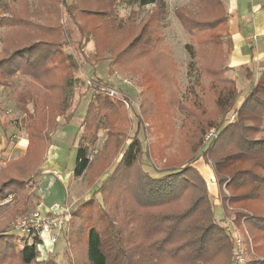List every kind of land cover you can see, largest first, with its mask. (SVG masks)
Here are the masks:
<instances>
[{
    "label": "trees",
    "instance_id": "16d2710c",
    "mask_svg": "<svg viewBox=\"0 0 264 264\" xmlns=\"http://www.w3.org/2000/svg\"><path fill=\"white\" fill-rule=\"evenodd\" d=\"M59 6L67 37L76 29L80 39L93 42L90 66L107 61L109 75L136 80L137 123L145 141L146 130L152 137L146 146L137 132L130 136L119 101L106 94L89 101L72 173L84 177L92 193L71 207L61 232L68 264H234V226L242 224L244 264H264V67L254 79L244 66L251 84L241 98L228 76L234 42L224 0H189L173 11L189 36L184 49L196 76L186 92L178 90L180 68L165 45L163 0H0V89L10 92L28 140L16 159L5 160L0 149L5 219L12 225L28 217L23 210L34 199L39 205L32 188L44 175L56 119L68 122L75 111ZM7 116L0 108L4 136L12 126ZM211 130L214 136L204 142ZM99 131L105 139L97 150ZM143 159L153 164L156 177L144 170ZM200 159L212 172L232 228L216 219L215 200L195 166ZM162 161L161 168L154 165ZM39 244L3 228L0 264H57L55 255L38 260Z\"/></svg>",
    "mask_w": 264,
    "mask_h": 264
},
{
    "label": "rangeland",
    "instance_id": "374dc122",
    "mask_svg": "<svg viewBox=\"0 0 264 264\" xmlns=\"http://www.w3.org/2000/svg\"><path fill=\"white\" fill-rule=\"evenodd\" d=\"M70 1L71 0H66L67 3H70ZM163 1L165 2L168 10V15L164 21L165 45L167 49L172 53L174 60L180 68L177 75L178 90H180V92H186L187 88L194 84V79L196 76L188 68V64L192 62V60L184 49V46L189 42V36L182 30L180 24L173 15V11L175 8L189 3V0ZM224 2L226 3L227 0H224ZM148 7L149 5L146 6L143 10L145 11ZM59 9L61 13L59 23L61 25V28L65 30V33L63 32L62 38L63 44L66 45L64 52L66 53V55L69 56V59L72 63V70L75 78V81L73 82V89L71 90L73 108L75 111L73 113V117L68 122L65 121L63 116H60L56 119L57 124L55 127V131L52 132L50 136V141L51 145H55L56 143H58L57 145L59 146V149H61L64 153L62 171L65 175L68 173L70 174L75 169V157L77 147L76 139L82 131L81 122L84 119L86 106L88 105L89 101H91L92 97L94 98L96 96L106 94L109 98H112L122 103L130 119V136H133L135 132H137L138 137L141 139L143 144H146V146L148 145V143L152 142V137L146 130V133L148 134H146L147 136L145 141L144 132L140 129L141 127L137 123V118L138 116H140V101L138 98L139 88L136 85V80L132 77L124 76L118 73L109 75L107 72V61H102L94 65V67L90 66L87 63L86 59L88 56L94 53L93 42L90 41L86 43L84 39H80V36L76 29H73L71 36L67 37L68 35L66 34V30H68V25L64 16V12L62 15V9L60 6ZM261 12L264 13V7ZM124 13V7L120 6V14L123 15ZM142 14L143 12H141L140 16H142ZM250 21V16H248V19L242 22L244 26V33L242 35L243 37L244 35L249 36L247 38V41L251 45L248 44L246 47L239 45L238 38H234V41L237 44L236 49L234 50L232 57L229 56L226 63L227 65H231L232 67H237L235 70H230L228 72V76L234 78L235 82L237 83V87L240 91L242 89V91H244L246 88L250 87L249 85L251 84V82L247 81L245 78L247 72L246 68L241 65L249 63L248 68H250L249 70H251V72L253 73L254 79H256L260 69L264 67V35L260 34L259 31L255 30L252 25V22ZM2 33L3 30L0 29V43ZM253 35L257 36L256 42H252L255 37L250 40V37ZM247 41L245 40V42ZM85 78L89 80V83L86 81ZM111 90L117 92V95L116 93L111 95ZM0 108L6 110L8 119L12 121V126L7 130L9 136V143L5 145L3 138H0L2 142V148L4 149V155L2 158L11 159L17 157L19 154V151L16 150V143L18 139L20 137L26 136L25 129L20 125V120L23 116L15 110L14 103L11 100V95L9 91L0 90ZM146 127L147 124L144 123V128ZM259 128L260 134H264V124L259 125ZM104 139V131H99L97 133V140L95 142V147L97 150L101 148ZM18 146L20 149L23 150L26 146V141L24 139L20 140ZM96 149L93 151V153L96 152ZM50 153L51 152H49L46 158H51ZM164 162L165 161L156 162L154 165L158 168H161ZM201 162L202 161L200 160L199 162L197 161L195 163V166L199 171L202 170L201 167L203 166ZM143 167L144 170L148 171L152 176L156 177L155 175L157 173L156 171H154L155 168L153 164H150L146 159H143ZM45 176L47 182L43 185L35 184V186H33L32 188V193L36 194L39 197V200H41V202L48 208L55 205L56 203L61 206L66 205L69 207V204H64L66 202L65 192L67 189V184L65 182L60 183L59 181H57V179H55L54 177L55 175H53L52 172H48ZM204 178L207 184L209 182L208 178L206 176ZM50 181L53 183L52 188H50L51 186L49 185ZM75 186L77 187V189H79L78 193L81 192L82 195L88 194L89 189L86 187L84 177H81V179L79 180H75ZM91 193L92 190H89V194ZM9 199L10 198H7L6 201H8ZM36 202L37 200L34 199L32 202L33 204L30 205L29 208L23 210L24 214H28L29 216L31 213L38 211L41 202L38 206H36ZM214 211L216 219L218 221L223 219V223L225 226H228L229 228L233 227V224L228 221L229 218H224L225 216L223 214L220 201H217L214 204ZM8 214L9 212L7 210H0V230L5 228L10 232L12 228L10 227V218L5 219L9 217ZM238 231L239 235H242L241 237H245L244 229L239 228ZM40 250L38 259L39 261H43L44 259L55 255L53 260L57 264H68V251L65 245L62 243V233L59 235L55 246H51L47 242H45V249H42L41 252ZM243 258L246 262L247 256H243ZM231 260L233 261V253L231 256Z\"/></svg>",
    "mask_w": 264,
    "mask_h": 264
},
{
    "label": "crops",
    "instance_id": "0c3cea01",
    "mask_svg": "<svg viewBox=\"0 0 264 264\" xmlns=\"http://www.w3.org/2000/svg\"><path fill=\"white\" fill-rule=\"evenodd\" d=\"M226 6L228 7L227 9H228V15H229V32H230V35L232 36V39L234 42V49L230 55V57H232L234 50L236 49V45H237L234 41V38L237 37L239 40V45H242L244 47H246L248 44H250L247 41L248 40L247 38L249 36L244 35V37H243V35H242L244 33V26H243L242 22L247 20L248 16H250V19H251L250 22H252L254 29L259 31L260 34L264 35V13L261 12V10H263V7H264V0H227ZM253 37H255V38L253 39L252 42H256L257 36H255V35L251 36L250 40ZM245 40L248 43L245 42ZM245 65L249 66V63H246V64L241 65V66H245ZM228 66H229L230 70H235L237 68L236 66L235 67H232L231 65H228ZM236 85H237V83H236ZM248 89H249V87L246 88L244 91H242L243 89L240 91L238 88V90L242 93V96H240L241 98H243V96L246 94ZM10 127H8V128H10ZM8 128L5 131L6 136H4V134L2 132L1 121H0V138H3L5 145L9 143V136H8V132H7ZM22 139H24L26 141V146L23 150L20 149L18 146L19 141ZM1 143L2 142L0 140V149L2 151L1 153H2V157H3L4 149L2 148ZM57 144L58 143H56L55 145L52 144L48 150L47 156H48L49 152H51L50 153L51 158H49V159L46 158L44 164L42 165V173L44 175L40 179L39 184L43 185L44 183H46L47 179H46L45 175L48 172H52V174L55 175L54 177H55V179H57V181H59L60 183L65 182L67 184V189L65 192L66 202L64 204H69L70 207H75L79 202L86 200L90 196L89 190H88V194H86V195H82L81 192L78 193L79 189H77V187L75 186V180H79V179H81V177L75 178L73 176L72 172L70 174L68 173V174L64 175V173L62 171L63 170L62 164L64 161V153L61 149H59V146ZM27 145H28L27 136L20 137L18 139V141L16 143V150L19 151L18 156L23 155L25 153ZM17 157H14L11 159H16ZM5 160H10V159H5ZM200 160L202 161L201 163L203 166L201 167V169H202V170H200L201 172L199 170L198 171L202 175L203 178L205 176L208 178V181H209L207 183L208 191L216 203L217 201H219L218 191H217V186H216L214 179H213L212 172H211L209 166L206 165L205 161L202 159H200ZM49 185L51 186L50 188H52L53 183L50 181ZM40 202H41V200H40ZM40 204L41 205H39V210L42 212L46 211L48 207L45 206L42 202ZM231 220H232V218H230L228 221L231 222ZM241 229H245L243 224H242ZM234 232H235V235H239V231H238V229H235V226H234Z\"/></svg>",
    "mask_w": 264,
    "mask_h": 264
},
{
    "label": "built area",
    "instance_id": "2783aa9c",
    "mask_svg": "<svg viewBox=\"0 0 264 264\" xmlns=\"http://www.w3.org/2000/svg\"><path fill=\"white\" fill-rule=\"evenodd\" d=\"M89 83V80L85 78ZM114 91H110L113 95ZM126 103V102H125ZM127 104V103H126ZM214 136V131L211 130L205 137L204 142L208 141ZM70 206H61L55 204L46 211H36L31 213L28 217L16 221L12 225V230L25 236L28 239H38L40 244L38 248L40 250L45 249V242L54 246L61 234L64 225L70 220ZM247 236V233L244 232ZM242 236V235H241ZM236 235L234 240L233 262L234 264H244L243 254V237ZM40 250V252H41ZM50 252V251H48Z\"/></svg>",
    "mask_w": 264,
    "mask_h": 264
}]
</instances>
